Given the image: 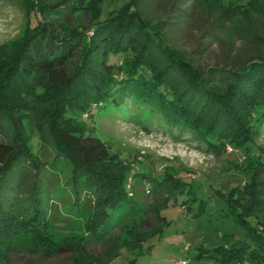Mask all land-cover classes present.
<instances>
[{"label": "rangeland", "instance_id": "1", "mask_svg": "<svg viewBox=\"0 0 264 264\" xmlns=\"http://www.w3.org/2000/svg\"><path fill=\"white\" fill-rule=\"evenodd\" d=\"M60 1L0 2V51L11 59L26 29L28 9H47ZM102 1L93 0L74 16L48 11L45 22L62 34V24L87 27L100 7L108 16L124 4V0ZM136 10L150 20L151 28L170 51L184 57L203 75L212 69L238 70L264 49V0H138ZM59 87L47 84L45 92L32 88L38 92L25 101L26 113L7 102V114L0 119V142L11 143L14 137L24 143L31 137L37 140V128L52 110ZM38 95L41 100H37ZM231 104L246 123L245 104L234 100ZM128 106V117L99 109L93 116L83 112L77 120L93 126L94 135L128 168V201L134 205L133 211L121 208L115 213L117 220L108 232L94 227L96 197L72 184V166L57 157L50 141L42 142L32 149L24 180L27 184L37 179L49 182L48 191L41 196L49 222L38 227L11 218L2 222L0 264H256L251 259L228 263L222 252L247 244L249 239L247 229L234 221L230 211V202H238L234 193L243 187L245 193L239 198L247 201L245 211L255 202L261 220L259 230L261 234L264 231V168L259 167L252 184L245 186L250 183L248 157L264 160V125L252 134L253 153L226 144L218 156L196 143L190 134L166 125L157 114L141 111L131 102ZM40 127L46 132L45 126ZM167 177L180 181L179 191L170 193L152 179ZM24 198L19 196L26 206ZM153 206L167 219V225L156 234L151 228ZM82 207L83 212H79ZM247 221L253 229L258 228L255 218L248 217ZM54 246L66 249L51 253Z\"/></svg>", "mask_w": 264, "mask_h": 264}, {"label": "trees", "instance_id": "2", "mask_svg": "<svg viewBox=\"0 0 264 264\" xmlns=\"http://www.w3.org/2000/svg\"><path fill=\"white\" fill-rule=\"evenodd\" d=\"M92 1L61 0L47 9L32 5L27 10L26 29L13 48L11 59L0 51V119L7 114V102L26 113L25 101L38 92L32 88L45 92L47 84L60 86L52 110L37 128V140L31 137L24 143L14 137L11 143L0 142V230L7 218L37 227L49 222L41 198L48 191L49 182L37 179L27 184L24 180L25 164L32 162V149L47 141L52 143L57 157L72 166V184L96 197L94 227L108 232L117 220L115 213L121 208L133 211L134 205L128 201V168L107 143L94 135L93 126L77 120L83 112L93 116L96 110L107 109L128 117L131 102L139 110L157 114L166 125L190 134L196 143L218 156L226 144L253 153L252 134L264 125V49L238 70L212 69L203 75L184 57L169 50L151 28L150 20L136 10L138 0H124L108 16L102 14L100 7L87 27L62 24V34L55 33L45 22L48 11L74 16ZM41 80L46 83L39 84ZM41 99L38 95L37 100ZM231 100L245 104L246 123L237 116ZM40 126H45L46 132ZM240 131L244 135L237 134ZM247 162L250 183L245 186L249 187L258 168H264V160L248 157ZM136 175L151 178L145 173ZM152 179L170 193L181 188L180 181L173 177ZM244 190L243 187L234 193L238 202H230V211L234 221L247 229L249 239L247 244L223 251L222 257L228 263L251 259L264 264V231L261 234L259 230L261 220L255 202L252 209L245 211L247 201L239 198ZM21 194L26 206L19 200ZM151 208V228L156 234L167 225V219L159 209ZM79 210L83 212V207ZM248 217L255 218L257 229L248 224ZM65 249L66 246H54L51 253Z\"/></svg>", "mask_w": 264, "mask_h": 264}]
</instances>
